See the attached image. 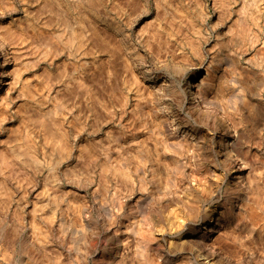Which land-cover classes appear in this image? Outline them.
I'll return each instance as SVG.
<instances>
[{"label": "rangeland", "instance_id": "374dc122", "mask_svg": "<svg viewBox=\"0 0 264 264\" xmlns=\"http://www.w3.org/2000/svg\"><path fill=\"white\" fill-rule=\"evenodd\" d=\"M219 1L0 0V28H3V25H9L10 29L16 33H22V35L29 38V46L25 50L23 49L21 56L16 60L17 64H22L24 71L22 76H24L23 79H27V84L23 87L17 86L9 93L8 102L6 103L8 106L6 120L0 133L3 139H10L11 145H13L10 148L11 151L7 152L6 157V162L10 166L2 170V178L6 181L11 192L9 195L11 208L7 212L0 210L2 212L0 213V222L4 219L7 222L22 220L23 225H27V218L29 217L27 212L32 200V189L41 183L36 166L32 161H28V159L25 161L22 158L16 159L19 149L15 144L17 142L13 139L17 140L19 137L24 148L26 144H29L31 154H34L37 160L44 161L40 154L39 144L36 145L35 140L37 135L40 139V134L43 132H41L42 128L45 127L44 130L47 129L49 132L53 131L52 133L56 136L65 135V140H67L66 150L70 154V160L67 159V162L64 160L66 165L69 164V167L67 166L65 170L69 175L71 169L75 175L74 180H71L70 175L59 174L58 168L49 179L50 181L48 180L56 183V188L53 189V205L51 206L55 209L52 211L55 210L56 214L61 213L65 218L64 226L61 228L63 239H60V235V238L56 236L60 234L61 229L56 224L50 226L48 232L50 245L47 251V254L49 252L50 255L46 254L43 257L42 262L45 263L36 261H40L41 254H34L32 251L27 250L26 255H23L22 245L20 242H16L14 250L16 254H14L13 259L17 264H22V262L24 264V261L25 264L27 262L28 264L35 262V264H164L160 261L161 256L163 253L171 251L169 242L173 241L172 238L166 236L163 242H150L147 249H145L142 234L139 233L134 236L129 235L127 246L113 253V249L109 250L113 247L112 232L101 233L98 246L95 245L96 237L87 233L88 230L82 223L81 213H86L90 215L91 227H95V222L97 224L101 223V212L98 209L100 208V202L107 204L109 207L114 205L110 191L113 186L110 182L105 185L100 182L91 159H93V147H96L95 143L97 141L101 142L102 146L106 143V146L103 147H107L109 145L107 143L114 139L113 136H118V134L124 136L125 132L120 128L122 124L117 121V117V120L110 116L107 117L111 118V122L104 117L103 113L98 112L95 115L92 110L94 105L92 104H97L101 100L109 102L112 99L109 94L111 88L114 90L115 97L118 96L116 98L122 100V93L118 92L117 94V91H119L120 85L129 78L128 73L123 74L122 65H124L125 59H128L129 63L131 62L130 65L131 67L133 65V69H136L138 66L147 65L150 62L148 55L151 56L154 53L152 57L160 56L159 60L163 59L161 64L166 67L167 76L174 80V91L182 88L187 81V85L192 80L197 81V84H199L201 78H204V70L209 66L210 68L207 69L208 80L211 82L213 89L209 90L207 95L209 98L217 99L224 108L226 107V110L230 108L226 111V121L248 135L250 156L254 157L256 155V158H254L259 162L257 168L260 170L259 183L264 184V144L262 140L264 134L262 132L264 131V0H257L259 1V7L255 10L258 11H251L252 18H248L247 15L250 11L249 9L246 10V2L249 0ZM85 9L87 14L89 13L91 23L97 24L95 26H97L98 33L82 44L83 52L80 50V53H77L76 48L80 37L79 29L83 28L82 23L87 20L85 17L89 18L85 16L86 13H83ZM241 10L243 13L247 12L244 13L246 18L242 21L240 20L242 17L239 18L238 16ZM255 13L260 14L261 18L259 15V19H256L258 17L254 16ZM82 14H85L84 19L81 18ZM91 20L89 19V22ZM256 20L257 23L253 22ZM238 23L246 24L243 25L244 30L242 32L237 29L239 28ZM172 32H175V38L171 37ZM254 38H256L255 42H253ZM193 46H197L199 51L195 52ZM176 65L188 67L189 71L186 72L184 79H179L176 76L174 72L175 69H178ZM108 72L111 81L105 82L108 81L106 79ZM59 75L63 77L64 82L53 83L52 80ZM102 76L103 79L105 77V81L102 80ZM100 77L101 82L99 81ZM81 78L85 82L84 88L79 87ZM102 81L105 83L101 84ZM171 96L169 92L162 91V94L161 92L156 95L153 94L152 99L154 103H157L163 102ZM59 105H64L66 108L61 109ZM78 105H82V107ZM174 108L173 111H175L177 117L179 116L178 119L180 118L181 123H187V125L193 127L202 124L205 128L207 127L208 131H215L211 120L201 121L184 107L175 106ZM69 109L72 110L71 113L68 111ZM53 111L59 114V119L54 117L53 120L52 117L49 126V123L46 124L45 116L48 120L51 117L45 115V113H53ZM67 111L69 112L68 115L73 116L70 123H67L69 120L62 122L60 117V113L65 114L68 113ZM144 111L142 110L141 114H143L141 116L148 121L150 116L147 115V111H145L146 113ZM87 113L90 115L87 116ZM76 114L77 116H75ZM82 114H85L84 117ZM172 115L176 118L174 114ZM96 116H99V121ZM127 116L132 122L133 118L130 117L133 116ZM43 119L45 123H43ZM95 120L99 123L97 124ZM32 122L33 124H31ZM100 122L107 124L105 126ZM106 127L111 130L108 131ZM78 129L81 130L80 134L77 135L79 138L74 139ZM104 130L106 132L111 131L112 134L110 135ZM32 135L35 137H32ZM108 138L110 142L107 140ZM79 139L85 140L84 145H88L91 157L88 158L82 154L77 155ZM46 156L45 163L47 164L50 159L57 157V152L54 150L49 151ZM27 161L31 163L28 164ZM65 164H62L61 167L64 168ZM187 177L184 179L177 176L176 182L185 183ZM215 179L218 182L212 185L210 189V193H213L215 199L212 201L202 198L193 199L194 196L184 198V209L182 203L173 205L169 209L179 214V221L178 218L173 221L178 223L185 219V221L195 220L200 222L206 218L208 211L214 209L215 202L223 203L221 206L225 207L224 211L227 215L222 226L226 236L221 237L222 239L220 238L218 242L214 240L208 244L218 250L232 264H237L239 260L242 264H264V250L253 249L251 245L249 247L252 249L254 257H249L248 253L242 250L241 258L238 255V252H241L238 249L239 242H242L241 239L245 238L246 235L258 238L256 236L258 234L264 242V220L259 218L261 213L259 207L264 206V204H258V206L253 204L246 207L242 214L245 217L240 218L236 214L237 204L232 209L229 208L231 202L235 201L229 197L231 195L227 192L229 181L221 182L218 177ZM68 190L74 194H67L66 191ZM120 201L124 206L123 212L121 216L116 217L114 220V223H116L113 226L121 222L125 223L124 219L127 217H134L138 224L143 222L142 225L145 226L146 219L140 213L142 212L141 207L139 209L135 203L128 199L121 198ZM153 209L155 210L154 213L158 212L156 207L153 206ZM169 210L168 212H170ZM47 214L50 215L51 211L48 212L47 210ZM243 225L246 227H243ZM250 227L253 228V231ZM177 230L178 228L168 230L165 229L163 224L158 225L153 229V237L159 238V235L164 232L170 233L168 231H171L173 233ZM254 231L256 233L250 234ZM230 235L232 236L230 237ZM226 237L227 239H225ZM2 253L0 254V264H6ZM46 258L50 259L47 261Z\"/></svg>", "mask_w": 264, "mask_h": 264}, {"label": "bare ground", "instance_id": "6f19581e", "mask_svg": "<svg viewBox=\"0 0 264 264\" xmlns=\"http://www.w3.org/2000/svg\"><path fill=\"white\" fill-rule=\"evenodd\" d=\"M259 1L249 0L246 2L247 8H245L246 10L249 9L250 11V13L248 12L250 16L247 15L248 18L253 17V15L251 17L252 10L258 11L255 9L259 7ZM219 2H221V0ZM180 11L181 10L179 9V12ZM83 13L87 14L86 9L85 12L83 11ZM244 13L246 14L247 12ZM244 13L241 10L240 14H238L239 18L242 17L240 19L241 21L245 20L246 18ZM257 13H255L254 16H257L258 18L256 19H259L260 14ZM88 14L84 15L88 16ZM84 15L82 14V17H80L84 19ZM88 17L89 18L85 17L87 22H80L83 24V28L79 29L80 37L78 38V44L76 48L77 53H80V50L83 52L82 44L90 40L91 37H95L98 33L97 26H95L97 24L95 23L94 25L91 23L92 20L90 16ZM89 19L91 20L90 22ZM253 22L257 23L258 21L256 20ZM238 24L239 28L237 29L242 32V30H244L243 25L246 24ZM3 26V28H0V133L6 120V111L8 108L6 103L8 102L9 93L17 86L23 87L25 84H27V79H23L24 76H22L24 73L22 64H17L16 60L21 56L23 49L25 50V48L29 46L28 37H25L22 35V33H16L14 30L10 29L9 25ZM170 35L172 38H175L174 36H176L175 32H172ZM253 40V42H255L256 38ZM197 49V46H193V50L195 52L199 51V49ZM156 50L155 52H157ZM153 55H148L150 62L147 65H140L136 69H133V65L131 67V62L129 63L127 61L128 59L124 60V65H122L123 74L128 73L129 78L120 85L118 89L119 91H117V94L118 92H120V94L122 93V100L121 98L117 99L116 97L118 96L115 97L114 90L109 86L111 88L109 90V94L113 100L111 99L109 101V97V102H106L107 100L98 101L97 104H92L89 102L94 105L92 106V110L95 115L100 112L103 113L105 115L104 117L106 118L110 116L116 119L117 117L118 120H116L122 124L120 128L126 134L124 133V136H119V134L118 136H113L114 139H112L111 142L109 141V136L107 140L110 143H107L109 144L107 147H103L104 145L106 146V143L102 146L100 144L101 142L97 141L96 143L100 145L98 146V144L95 143L96 147H93L94 150L92 149L93 159L91 160L93 166H95L94 170H96L98 175L97 178L100 179L102 184L105 185L106 183L110 182L113 186L110 191L114 205L113 207H109L107 204L100 202V208L98 209L101 212V223L97 224L95 222V227H91L89 217L90 215H87L86 213H81L83 217L82 223L88 230L87 233H90L91 236L96 237L97 240L95 245L98 246L100 234L108 231L112 232L113 247L109 248V250L113 249V253L127 246V237L129 235L134 236L140 233L142 234V240L144 241L145 249H147L150 242L157 243L158 241H165L166 236L173 239V241L169 242L171 251L163 253L161 256L162 259H160V261L164 262V264L166 262L167 264H232L229 260L224 258V256L221 255L218 250L208 244L210 241L214 240H217L218 242L221 237L226 236L222 226L225 216L227 215L224 211L225 207L221 206L223 203L218 201L215 202L214 209L208 211L206 218L202 219L200 222L195 220L185 221V219H183L180 221L181 223H177L173 220H176L179 214L175 211H170L169 209L171 206L176 204L182 203L181 205H183V199L186 197L189 198V196H194L193 199L202 198L207 201L214 200L215 198H213V193H210V189L212 185H215L218 182L215 179L218 177L221 182L229 181V190L227 189V192L231 195L229 197L232 200H235L234 202H231L229 208L232 209L237 204L236 214H238L240 218H244L245 216L242 214L244 213L246 207H249L253 204H256L257 206L258 204H264V184L259 183L260 170L257 168L259 162L255 159L256 155L254 156L255 158L250 156V150L248 146L249 137L246 132L234 125L232 126L226 121V111L230 108L226 110V107L224 108L217 99L209 98L207 95V92L213 89L211 82L208 80L209 74L207 69L210 67L207 66L204 70V78H201L202 80L199 81V84H197V81L192 80L190 81L191 83L187 85V81L182 88H178V90L176 89L177 91H174V80L167 76L165 69L166 67L164 64H161L163 59L159 60L160 56L157 55L158 57H152ZM199 70L201 71L202 69ZM136 71H138V73H136ZM188 71L189 70L187 66L179 65L178 69H175L174 72L179 79H184V76ZM61 75L55 76L54 80H52L53 83L64 82L62 77L63 75ZM110 78L109 72L106 75V79L108 81H105V77L103 79L102 76V80L105 82L111 81ZM100 79L101 77L99 78V81L101 82ZM105 82L102 81L101 84ZM79 87H85V82L82 78L79 82ZM115 87L116 86L114 85V88ZM55 91L57 92V90ZM162 91L169 92L170 96L172 95L171 98L163 100V102L161 101L154 103L152 99L153 94L156 95L160 92L162 94ZM94 96L96 97V95ZM78 106L82 107V105ZM175 106L188 109L191 111L190 113H192L194 117L199 118L201 121L204 120L207 122L208 120H211L215 131H208L207 127L205 128V126L201 123V125H197V127L187 125V123H181L179 120L180 118L178 119L179 116L177 117V114H175V111H173ZM247 107H249V105H247ZM59 108L65 109L66 106L59 105ZM142 110L147 111V115L151 117L150 118L147 116L149 117V122L145 119V117L141 116L143 114H141ZM68 111H70V113L72 112L71 109ZM68 114L69 112L65 114L60 113L62 122L67 120H69L67 123L71 122L73 116ZM172 114H174L176 118H174ZM45 115L51 117L50 120H48L47 116H45L47 125L52 121V117L53 120L54 117L59 119V114H57L55 111H53V113H45ZM89 115L90 114L87 116ZM127 115L133 116L130 117L133 118L132 122L129 120ZM75 116H77V114ZM99 116H96L98 121ZM107 119L111 121V118ZM98 121L97 124L99 123ZM41 123L39 125H41ZM43 123H45L44 119ZM31 124H33V122ZM34 124L37 126L35 122ZM101 124H105L106 126L107 123ZM44 128L45 127L42 128L43 130H41V132H43L40 134V139L38 138V135L35 139L36 145L37 143L39 144L38 146L40 148L42 159L44 158V161L42 160L43 162L37 160L34 154H31V150H29V144H26V147L24 148L22 145L23 143H20L19 137L17 140L13 139L17 142L15 144L19 149L17 151L18 155L16 159L22 158V160L24 159L25 161L27 159L28 161H32V163L36 166L41 183L39 186L32 189V200L28 206L29 210L27 212L29 216L27 218V225H23L22 220H16L17 222L15 220H13L15 222H7L4 219L0 222V239L2 240H0V251L3 252H0V254L2 253L3 256H1L5 259L6 264H17V262L13 259L14 254H16L14 251L16 242H20L22 245L21 248H23V255H26L25 253L27 250L32 251L34 254H41L40 261H36L39 263H45L42 261L43 257H45L47 254L48 247L50 245V235L48 233L50 226L56 224L59 229L64 226L65 218H63V215L61 213L56 214L55 210L52 211L55 209L51 206L53 205V189L56 188V183L49 182V179L58 168L59 174H64L65 176L68 175L65 168L67 166L69 167V164L66 165L65 162L70 160V154L66 150V136H56L54 133H52L53 131L49 132L47 129L44 130ZM106 128L109 131L110 128ZM96 130L98 131L99 129ZM80 131L79 129L77 130L74 139L79 138L77 135L80 134ZM262 132L264 133V131ZM106 133L110 135L112 134L111 131ZM32 137L35 136L32 135ZM262 137L264 144V134ZM78 141L77 155L79 154L80 156V154H82L88 158L91 157L89 148L87 147L88 145H84L85 140L79 139ZM10 145V139H3L2 136H0V210L5 212L9 211L11 208V201L9 197L11 192L9 191L10 189L7 186L6 181L2 178V170L10 166V164L6 162L7 152L11 151L10 148L13 146ZM53 150L57 152V157L55 158L56 160L50 159L49 163L46 164V154ZM83 156L82 158L84 159ZM64 160L66 161L64 162ZM28 161L27 163L30 164L31 162L29 163ZM62 164H65L64 168L61 167ZM70 172V179L74 180V171L70 169ZM177 176H180L184 179L185 177H188L186 182L182 183L181 181L176 182ZM66 193L74 194L70 190L66 191ZM121 198L132 201L136 206H138L139 209L141 207L142 212L140 213L143 214L144 218L146 219V223L144 222L145 226L142 225L143 222L138 224L134 217H127L124 219L125 223L121 222L113 226V224L116 223H114L116 217H119V215L121 216L123 212L124 206L120 201ZM232 204H234V206H232ZM184 205L182 206L183 209L185 208ZM153 206L158 210L157 213L153 212L155 211ZM167 209L170 212H168ZM259 209L261 210L259 218L264 220V206H260ZM47 210L48 212L51 211L50 215L47 214ZM179 219L180 218L177 220L179 221ZM162 224L165 226V229L172 230L173 228H178V230L173 233L171 231H168L170 233H161L162 235H159V238L153 237V229ZM243 227L246 226L243 225ZM250 228L251 231H253V228ZM184 231L186 232L185 234ZM252 233H256V231L250 232V234ZM62 234L63 232L61 229L60 234L56 235L57 238H60L61 236L60 239H63ZM231 236L232 235H230V237ZM256 236L258 238L248 237L247 235L246 237L244 236V240L240 238L242 242H239L238 249H240V251H246L249 257H254L252 249H250L249 245H251L253 249L264 250V242L261 240V238H259L258 234H256ZM225 239H227V237ZM258 244L260 245L257 246ZM242 251L238 252L239 258H241L240 255L243 254ZM235 253L237 254V252ZM108 256L110 255L108 254ZM23 257L26 258L27 256ZM48 259L46 258L47 261ZM237 264H242V262L239 260Z\"/></svg>", "mask_w": 264, "mask_h": 264}]
</instances>
